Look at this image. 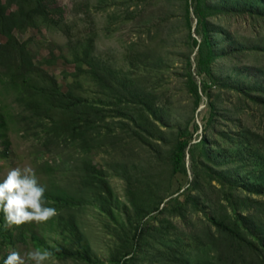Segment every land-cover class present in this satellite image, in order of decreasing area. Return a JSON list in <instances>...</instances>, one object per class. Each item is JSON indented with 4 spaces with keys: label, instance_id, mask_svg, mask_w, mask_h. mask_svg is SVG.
<instances>
[{
    "label": "rangeland",
    "instance_id": "1",
    "mask_svg": "<svg viewBox=\"0 0 264 264\" xmlns=\"http://www.w3.org/2000/svg\"><path fill=\"white\" fill-rule=\"evenodd\" d=\"M45 2L50 8L47 15L19 32L35 59L63 83L73 79L75 72L70 42H93L94 55L125 78L121 84L133 86L155 102L158 112L151 119L157 127L132 136V124L127 132L121 125L130 119L108 115L100 126L102 132L94 135V128L75 142L59 137L62 147L59 149L56 145L37 143L32 136L26 137L31 133H23L25 126L21 121L22 130L18 131V126L9 134L8 141L0 143V178L13 167L31 166L45 192L53 189L64 198V192H72L69 197L72 206L57 212L49 225L25 222L10 226H22L27 231L25 242L17 241L13 250L23 256L37 249L31 240L32 233L36 232L44 238L47 250L57 257L45 264H113L111 257L115 256V246L122 252L120 245L124 233L120 232V226L129 224L133 232V228L142 223L144 226L150 224L151 229L145 242L139 244L138 264H262L264 256L255 252H246L242 257L235 255L231 260V253L221 243V235L205 214V211L219 216L230 213L227 201L221 200L219 192L209 188L208 198L203 192L199 196L204 197L199 209L191 212L187 219L168 210L176 207V199L182 192L195 196L200 193L199 189L189 192L193 189L189 183L193 178L192 155L186 157L188 176L180 172L177 176L182 177L176 180L169 164V151L174 148L178 129L188 127L197 135L194 142L201 140V133L205 134L206 126L210 125L211 103L216 112L213 128L207 135V149L218 161L227 163L238 150L239 134L248 131L246 139L250 147H241L243 156L239 164L248 170H252L253 165L264 169V106L258 102L263 95L260 87H264V16L251 15L248 11L251 8L264 10V0L203 1L206 5L230 11L212 14L208 21L219 53L213 63L214 74L223 83L228 80L233 86L215 85L209 94L203 93L200 87L202 99L196 109L185 84L189 64H192L191 73L199 86L209 78L198 72V46L193 38L200 41V34L191 0V27L186 22L189 17L186 0ZM141 57L146 60L144 68L136 65ZM6 101L19 116L20 105L14 104L13 94L8 95ZM105 109H112V106L106 105ZM161 118L166 126L159 120ZM54 135L58 136L55 132ZM58 142L55 138L53 144ZM247 149H252L255 155H250ZM93 168L106 173L113 195L108 202L114 208V217L102 213L100 201H96L99 194L88 188L86 177ZM225 168L231 169L226 164L222 169ZM147 178H152L150 190L145 183ZM242 179V185H250L247 178ZM55 183L62 192L52 187ZM170 190L176 192L164 199L158 211L147 214L153 203L157 204ZM184 199L182 196L180 201ZM167 202L171 204H165ZM46 205L51 206L47 202ZM136 209L141 210L137 217L134 216ZM59 215L64 218L62 226L73 228L76 243H64L57 231ZM255 218L257 224L264 227V217ZM61 244L67 248L74 244V250L85 252L87 259L61 258L55 250ZM8 247L0 248V259H4Z\"/></svg>",
    "mask_w": 264,
    "mask_h": 264
},
{
    "label": "trees",
    "instance_id": "2",
    "mask_svg": "<svg viewBox=\"0 0 264 264\" xmlns=\"http://www.w3.org/2000/svg\"><path fill=\"white\" fill-rule=\"evenodd\" d=\"M203 1L191 0L193 13L197 17L198 33L200 34V41L193 38L194 43L198 46L196 56L198 72L200 74L205 73L209 78L203 80L202 86H199L191 73L192 64H189V73L186 76L185 84L192 94L195 109L202 99L199 92L200 87L203 93L209 94L215 85L233 86V84L228 83V80L223 83L214 74L213 63L218 59L219 53L212 39L208 21L212 14L221 15L230 11L225 8L206 5ZM186 5L189 12V0H186ZM49 9V4L45 0H7V2L0 0V143L8 141L9 134L13 133L18 126L19 129L17 130H22L20 126L22 122L25 126L23 133H31L26 137L32 136L37 143L56 145L59 149L62 148L59 145L62 137L75 142L84 138L94 128V135L102 132L100 126L106 122L105 119L108 115L111 117L123 116L124 119H130L129 121L124 120L125 122L121 125L123 131L127 132L129 125L132 124L134 129L132 136L139 135L146 129L150 131L149 128H156L157 125L151 119V116L156 117L158 112L155 102L141 91L134 89L133 86L128 87L121 84L125 78L94 55L93 42L88 44L70 42L69 50L72 53L75 72L73 79L70 78L63 83L35 59L30 46L19 36V32L34 26L36 20L46 16ZM248 11L251 15L264 16V10L251 8ZM187 14L189 17L188 19L185 17L186 22L191 27L193 19L190 17V12ZM145 62L146 60L141 57L136 65L144 68ZM260 88L263 95L258 102L264 106V87ZM11 94L14 96V104L20 105L19 116L12 112V105L6 101L7 96ZM106 105H111L112 109H105ZM210 111V125L206 126L205 134L201 133L199 142H194L197 135L188 127L178 129L176 132L174 148L169 151V164L172 167V173L177 176L183 172L187 177L186 157L187 154H191L190 164L193 178L189 183L193 185V189H190L189 192L192 193L193 190L199 189L200 193L195 196L184 195L182 192L180 198L184 196V201H180V198L176 199L178 204L174 209H169L168 212L187 219L191 212H196L199 209L202 199H204V197L200 198L199 196L203 192L208 198L207 190L209 188L217 191L221 200L227 201V205L231 209L230 213L227 216H219L216 213L210 215L205 211V214L221 235V243L231 253V260L235 255L242 257L246 252L250 254L253 252L260 253L264 256V227L257 224L255 218L264 217V169L260 170L253 165V169L248 170L239 164L240 156H243L241 147L243 145L250 147L246 139L248 131L239 134L238 150L230 156L231 159L227 163L218 161L217 157L207 149V135L211 132L212 124L215 122L213 117L216 107L213 103L210 105ZM159 120L164 123L163 126L167 125L162 118ZM30 122H33L34 125H30ZM96 125L98 126L96 127ZM195 128L196 131L199 130L196 123ZM109 131L113 133V130L109 129ZM54 132L58 136H55ZM250 132L252 133V131ZM55 138L59 140L57 144H53ZM247 150L250 155H255L252 149ZM225 164L231 169H222ZM244 174L245 177H243ZM181 177L180 175L175 179ZM242 178H247L250 185H242ZM151 181L152 178H147L145 181L149 190ZM86 182L89 184L90 191H96L97 195L99 194L96 201H100L99 206L102 213L114 217V208L108 202V199L113 195L106 173L93 168L92 173L86 177ZM52 187L62 192L56 183ZM170 191L165 192L161 200L157 204L153 203L146 213L158 211L164 203V199L176 192ZM71 193L64 192L66 195L64 198L62 194L60 195L52 189L45 192V201L55 207L57 212H63L72 206V202L69 200ZM165 204H171V202ZM138 212L141 210L136 209L135 217L138 216ZM56 216L44 223L54 222ZM59 218L61 220L57 222V231L63 236L64 243L67 241L69 243L75 242L76 239L72 234L73 228L66 225L62 226L63 215H59ZM150 229V224L144 226L141 223L136 225L132 232L129 224L127 227L121 225L120 232L124 233L123 242L120 245L122 252H118L116 245L113 250L115 256L111 257L113 264H138L139 249L141 248L139 244L145 242ZM26 232L22 226H6L3 214L0 213V241L2 238H15L25 242ZM31 240L37 247H39L38 244L43 245L45 241L36 232L32 233ZM74 244L69 248L65 244H61L55 250L63 259L71 257L87 259L85 252L74 250ZM10 251L13 249L6 250L4 259ZM4 259H0V264H3Z\"/></svg>",
    "mask_w": 264,
    "mask_h": 264
},
{
    "label": "clouds",
    "instance_id": "3",
    "mask_svg": "<svg viewBox=\"0 0 264 264\" xmlns=\"http://www.w3.org/2000/svg\"><path fill=\"white\" fill-rule=\"evenodd\" d=\"M45 187L38 182L35 170L31 166H17L11 168L5 176L0 178V213L6 226L21 225L25 222H45L57 215V209L47 206L45 201ZM18 240L7 238L0 241V247L14 248ZM35 246V244H34ZM37 249L21 255L17 251H10L3 264H45L51 258L57 257L50 253L45 241L38 244Z\"/></svg>",
    "mask_w": 264,
    "mask_h": 264
}]
</instances>
